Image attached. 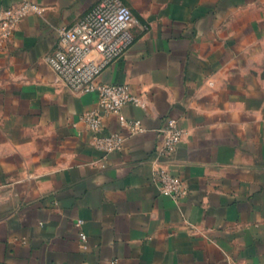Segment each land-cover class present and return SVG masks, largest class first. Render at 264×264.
<instances>
[{
    "label": "crops",
    "instance_id": "obj_1",
    "mask_svg": "<svg viewBox=\"0 0 264 264\" xmlns=\"http://www.w3.org/2000/svg\"><path fill=\"white\" fill-rule=\"evenodd\" d=\"M99 1L0 0V17L43 8L0 41V264H264V0H122L134 41L98 82L143 105L120 114L48 63ZM89 112L120 151L93 146ZM168 119L186 132L169 156ZM161 169L185 197L160 192Z\"/></svg>",
    "mask_w": 264,
    "mask_h": 264
},
{
    "label": "built area",
    "instance_id": "obj_2",
    "mask_svg": "<svg viewBox=\"0 0 264 264\" xmlns=\"http://www.w3.org/2000/svg\"><path fill=\"white\" fill-rule=\"evenodd\" d=\"M43 14L42 6L24 2L15 8H8L0 17V41L8 40L20 22L29 15ZM136 23L131 9L122 0H100L79 22L69 28L58 30V47L48 58V63L58 79L77 94H97L102 110L120 114L122 108L131 103L142 106L143 101L132 95L124 85L98 82L102 72L117 61L132 45L131 31ZM86 126L94 134L93 146L106 153L120 151L123 137L118 134L102 136V117L99 112L83 116ZM121 125L131 131H142L140 122L120 118ZM163 136L164 154L169 156L175 150L186 132L176 119H168L160 130ZM155 183L163 195L178 200L188 194V187L179 177L161 169ZM79 221L77 226L82 225ZM83 243L87 236L80 234Z\"/></svg>",
    "mask_w": 264,
    "mask_h": 264
}]
</instances>
